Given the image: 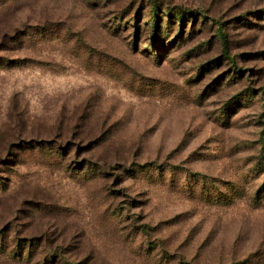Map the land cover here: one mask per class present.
Masks as SVG:
<instances>
[{"label": "rangeland", "instance_id": "1", "mask_svg": "<svg viewBox=\"0 0 264 264\" xmlns=\"http://www.w3.org/2000/svg\"><path fill=\"white\" fill-rule=\"evenodd\" d=\"M50 256L264 264V0H0V264Z\"/></svg>", "mask_w": 264, "mask_h": 264}, {"label": "trees", "instance_id": "2", "mask_svg": "<svg viewBox=\"0 0 264 264\" xmlns=\"http://www.w3.org/2000/svg\"><path fill=\"white\" fill-rule=\"evenodd\" d=\"M221 199V198H220ZM31 245L29 244V247H30ZM10 256H11V258H13V259H25V260H27L28 258H29V256H23V255H21L20 253H11L10 254ZM53 258H54V256H50L49 258H47V257H45L43 260H42V262L40 263V264H47V262H49L50 260H53Z\"/></svg>", "mask_w": 264, "mask_h": 264}]
</instances>
